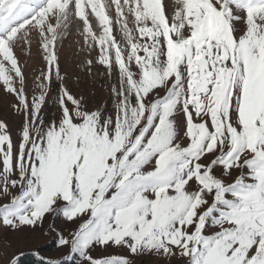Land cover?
<instances>
[{"label":"snow or ice","instance_id":"6c2138e0","mask_svg":"<svg viewBox=\"0 0 264 264\" xmlns=\"http://www.w3.org/2000/svg\"><path fill=\"white\" fill-rule=\"evenodd\" d=\"M73 28L111 108L87 106L61 74ZM34 48L45 66L30 91L20 54ZM0 87L23 117L18 141L0 121L4 226L61 215L75 264H132L92 254L112 245L264 264V0H0Z\"/></svg>","mask_w":264,"mask_h":264},{"label":"rangeland","instance_id":"374dc122","mask_svg":"<svg viewBox=\"0 0 264 264\" xmlns=\"http://www.w3.org/2000/svg\"><path fill=\"white\" fill-rule=\"evenodd\" d=\"M169 5L175 0H167ZM60 63L62 75L66 76L67 86L77 97L83 96L87 106L95 109L110 104L109 82L103 75V68L97 67L93 73L86 72L83 62L88 53L82 51V37L75 28L63 39L60 46ZM96 52L92 53L95 56ZM22 62L27 61L26 75L29 90L35 89L34 78L45 64L39 52L34 48L31 58L20 54ZM53 99L55 93L51 94ZM14 97L7 95L0 87V121L6 122L15 141L19 140L23 117L12 108ZM57 109L53 100H49L43 115L51 120ZM75 230V226L66 222L61 215H48L42 225L35 229L24 226L20 230H12L0 223V264H7V258L15 256L18 264H49V261H61V264H75L78 257L67 260L69 250L58 244L59 235L67 236ZM212 229L209 230V234ZM92 254L95 257L127 258L132 264H184V258L164 257L150 253L133 255L126 247L112 245L97 246Z\"/></svg>","mask_w":264,"mask_h":264}]
</instances>
